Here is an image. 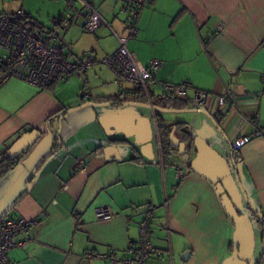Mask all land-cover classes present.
Masks as SVG:
<instances>
[{"label":"crops","instance_id":"obj_1","mask_svg":"<svg viewBox=\"0 0 264 264\" xmlns=\"http://www.w3.org/2000/svg\"><path fill=\"white\" fill-rule=\"evenodd\" d=\"M70 1L0 0V15L21 10L35 34L57 32L56 43L67 59L114 53L119 44L106 25L93 33L82 29L79 1L80 16L67 30L59 29L56 21L69 12ZM88 1L113 31L126 35L124 0ZM136 29L126 42L128 52L143 66L161 63L150 100L192 110L194 93H208L204 112L195 113L214 123L228 157L234 139L252 136L238 154L237 177L252 207L264 216V0H148ZM162 83L187 85L186 95L164 97ZM83 89L89 97L81 96ZM226 90L234 94L233 104L216 119L217 97ZM121 91L111 70L100 64L43 88L14 78L0 86V155L23 134L40 133L0 177V219L26 192L4 219L37 221L12 238L10 264H126L149 207L154 209L152 246L157 253L145 264H231L236 257L234 226L220 196L190 170L189 162L188 174L178 175L176 150L163 155L157 146L153 160L136 150L127 155L121 146L119 161L96 155L107 139L98 116L107 109L88 104L112 100ZM99 207L108 208L112 217L98 219ZM252 223L258 233L250 264H264L262 231Z\"/></svg>","mask_w":264,"mask_h":264},{"label":"built area","instance_id":"obj_2","mask_svg":"<svg viewBox=\"0 0 264 264\" xmlns=\"http://www.w3.org/2000/svg\"><path fill=\"white\" fill-rule=\"evenodd\" d=\"M83 5L82 29L93 33L100 26L106 25L111 35L117 40L118 49L111 54L100 58L93 53L67 59L57 45V32L48 31L43 35L35 34L28 25L21 10L11 15H0V86L8 79L22 80L28 84L43 88L55 81H64L74 74H83L92 69L96 64L103 65L114 74V82L121 90L139 91L146 100H150L151 88L158 83L155 75L161 63L152 60L148 66L138 63L126 48V42L135 37L137 33L136 22L140 11L145 7L148 0H124L123 10L127 12L126 35L119 36L113 31L106 21L97 13L88 0H72L68 2L69 12L60 17L56 23L61 31H65L80 16L82 11L75 7V2ZM222 28H219V31ZM164 97L181 98L186 95L187 85L174 86L168 83L160 84ZM89 91L83 89L81 96L89 97ZM209 94L196 91L190 100V107L195 110H203L207 104ZM149 98V99H148ZM218 111L216 119H220L223 109L233 104L234 94L226 90L217 97ZM257 134H261L257 132ZM254 136V135H253ZM252 136H242L231 142V150L238 154L242 147L248 144ZM180 164L176 166L178 175L188 174L187 154L180 156ZM153 208L149 207L144 213V219L138 225L139 241L132 254L125 259L126 264H145L147 259L157 252L152 246L154 230L151 226ZM98 219L106 220L112 217L111 211L106 207L95 209ZM37 224L35 219L24 218L2 219L0 221V264H10L7 253L14 247L12 238L14 235L26 232L30 227ZM111 259L115 255H110ZM91 257V255H86Z\"/></svg>","mask_w":264,"mask_h":264},{"label":"water","instance_id":"obj_3","mask_svg":"<svg viewBox=\"0 0 264 264\" xmlns=\"http://www.w3.org/2000/svg\"><path fill=\"white\" fill-rule=\"evenodd\" d=\"M93 108L107 109V112L98 116L103 128L106 141L100 146L96 155H102L105 160H121L119 146L128 144L133 139L136 150L142 157L153 160L154 147L161 149V140L158 132L159 123L166 124L161 113L204 112L203 110L172 109L159 106L153 100L145 102L109 100L104 103H89ZM141 108L148 113L137 112ZM174 123L168 135V143L177 151L178 156L187 154L190 170L197 176L205 179L214 186L227 214L234 226V237L237 255L231 264H250L255 248L254 226L249 214H242L243 204L250 207L244 191L237 177V167L229 158H224L208 145L202 138H193L184 128H178ZM117 135L122 138L116 137ZM38 131H31L19 137L7 150L12 158L18 157L27 151L39 138ZM116 137V138H115ZM194 150V157L193 155ZM54 152H51L38 162L30 177L34 176L41 163ZM26 193V192H25ZM23 193L2 215L0 221L13 209L15 204L25 195Z\"/></svg>","mask_w":264,"mask_h":264},{"label":"rangeland","instance_id":"obj_4","mask_svg":"<svg viewBox=\"0 0 264 264\" xmlns=\"http://www.w3.org/2000/svg\"><path fill=\"white\" fill-rule=\"evenodd\" d=\"M45 3H47V2H45ZM45 12H47V11H46V9L43 8L42 13L45 14ZM74 75H77V74H74ZM125 88H128V85H125ZM136 111L137 112H144V114L148 113L146 110L141 109V108L140 109L137 108ZM160 116L165 118V120L173 119L175 121H180L184 124H187L186 126L188 128V132L193 138H195V137L202 138L204 141H206L208 143V145L211 147V149H214L221 156H224V158H229L227 156V154H228L227 151L222 152V144L226 143L224 140V137L221 136V134L219 132H217V129H216V127L212 121H210V123H207L204 120L201 121L198 114H196L195 112L161 113ZM104 135H105V132H104ZM105 137H106V135H105ZM116 137L122 138L119 135H117ZM106 138H108V137H106ZM121 147H122L121 151L125 152L127 155H130V156L134 155L132 148H136V147L133 144V139H129L128 144H123V145H121ZM154 150H156L155 147H154ZM192 157H194V150H193ZM242 212H246V210L243 208ZM257 233H258V230L255 229V231H254L255 239H257ZM258 242H259V240H257L256 245L258 244ZM236 255H237V252L235 253V256Z\"/></svg>","mask_w":264,"mask_h":264},{"label":"trees","instance_id":"obj_5","mask_svg":"<svg viewBox=\"0 0 264 264\" xmlns=\"http://www.w3.org/2000/svg\"><path fill=\"white\" fill-rule=\"evenodd\" d=\"M167 98H170V97H167ZM171 99H174V98H171ZM113 100L145 102L143 95L139 91H132L128 89L122 90L116 97L112 98V101ZM176 125L178 126V128L183 127L188 132V129L185 128V124L182 123V124H176ZM172 127H173L172 125L170 126V125H166L163 123H159L158 125V132H159V136L161 140V152L163 155H167V153L170 152L171 150H175L168 143V135ZM231 153H232L231 154L232 161L234 162L235 166H237V163H238L237 160L239 158V155H238L239 153L234 154L232 150H231ZM18 159H19V156L12 158L11 155L7 154V150L4 151L0 155V177L6 174L8 171H10L17 164ZM138 159L139 157L136 156L130 159V161H136ZM244 209L246 210V212H242V214L248 213L252 221L258 227V229L259 228L261 229L262 242L264 244V216L260 215L259 212L252 207V205H250V207L246 205Z\"/></svg>","mask_w":264,"mask_h":264}]
</instances>
